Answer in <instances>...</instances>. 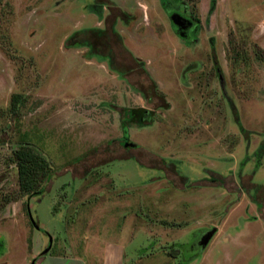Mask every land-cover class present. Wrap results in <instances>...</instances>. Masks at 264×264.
I'll list each match as a JSON object with an SVG mask.
<instances>
[{"label":"rangeland","instance_id":"374dc122","mask_svg":"<svg viewBox=\"0 0 264 264\" xmlns=\"http://www.w3.org/2000/svg\"><path fill=\"white\" fill-rule=\"evenodd\" d=\"M23 147L45 160L35 188L55 172L40 196ZM263 224L264 0H0V264L86 231L133 236L131 264L184 263L213 228L209 264H256Z\"/></svg>","mask_w":264,"mask_h":264},{"label":"crops","instance_id":"0c3cea01","mask_svg":"<svg viewBox=\"0 0 264 264\" xmlns=\"http://www.w3.org/2000/svg\"><path fill=\"white\" fill-rule=\"evenodd\" d=\"M262 227L264 228V224ZM71 238L69 246H71L72 252L66 254L47 253L41 258L39 264H131L133 261H131L132 257L127 254L133 236L119 235L118 232H109L104 235L96 231H86L78 237L72 236ZM149 241L151 242L150 238ZM76 242H80V244L77 245ZM146 251L147 247L135 249L138 255L143 252L147 253ZM206 251V249L203 250L201 258L196 256L190 261L179 263L180 256L177 255L172 257V262L173 264H209L210 259ZM256 264H264L263 259L260 262L258 260Z\"/></svg>","mask_w":264,"mask_h":264},{"label":"trees","instance_id":"16d2710c","mask_svg":"<svg viewBox=\"0 0 264 264\" xmlns=\"http://www.w3.org/2000/svg\"><path fill=\"white\" fill-rule=\"evenodd\" d=\"M138 111L142 113L144 112L143 118L140 119L141 121H146V120H148V122L150 121L152 115L150 114L149 111H145L144 109H139ZM121 116H122L121 119H122V128L124 131V135L122 139L119 140V142L122 145L124 144L123 146L126 147L128 145L135 147L136 145L134 143L128 141V133H129V122L131 118L130 116L136 117L137 116L136 111L124 108L122 110ZM16 154H17L18 169H19V181L21 183L22 189L24 190L25 193H27L29 197H36L42 195L46 191L47 185L49 184L52 175L55 174L54 170L52 169L49 171L42 186H40L39 188H35L34 186L35 181L36 180L38 181L39 173L36 174L34 171H36L35 169L38 166L39 162L40 161L45 162V160H43L41 154L34 151L31 147L20 148L19 150H17ZM33 224L37 226L35 222H33Z\"/></svg>","mask_w":264,"mask_h":264},{"label":"water","instance_id":"95a60500","mask_svg":"<svg viewBox=\"0 0 264 264\" xmlns=\"http://www.w3.org/2000/svg\"><path fill=\"white\" fill-rule=\"evenodd\" d=\"M172 19L174 21V23L177 26L182 27L181 29H186L185 27L187 26L185 24L186 19L184 17H182L180 14L176 13L174 14V16H172ZM32 222H35L34 219L31 217ZM216 228H213L209 231H206L199 239L198 245L201 247L200 251H203L206 247V245L209 243V241L211 240V238L214 236V234L216 233ZM48 248L44 251L47 252ZM43 252V253H44ZM34 264V263H32Z\"/></svg>","mask_w":264,"mask_h":264},{"label":"flooded vegetation","instance_id":"af4514ba","mask_svg":"<svg viewBox=\"0 0 264 264\" xmlns=\"http://www.w3.org/2000/svg\"><path fill=\"white\" fill-rule=\"evenodd\" d=\"M190 28H188L185 32H183L182 30H180V32H182L184 34L185 37L188 36V31H189Z\"/></svg>","mask_w":264,"mask_h":264}]
</instances>
